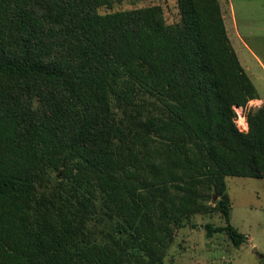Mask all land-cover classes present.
<instances>
[{"label": "trees", "instance_id": "1", "mask_svg": "<svg viewBox=\"0 0 264 264\" xmlns=\"http://www.w3.org/2000/svg\"><path fill=\"white\" fill-rule=\"evenodd\" d=\"M177 4L167 30L147 11L101 14L111 0H0V264H164L198 214L225 221L208 238L247 242L225 178L264 179V104L248 109L258 92L218 1ZM98 198L104 241L87 232Z\"/></svg>", "mask_w": 264, "mask_h": 264}, {"label": "rangeland", "instance_id": "2", "mask_svg": "<svg viewBox=\"0 0 264 264\" xmlns=\"http://www.w3.org/2000/svg\"><path fill=\"white\" fill-rule=\"evenodd\" d=\"M217 1L231 43L258 92L259 99L251 101L248 109L257 110L264 104V0ZM111 4V8H100V13L147 11L154 23L167 30L180 23L177 0H111ZM136 104L143 107L144 117H160L164 108L159 99L142 88H139ZM235 111L236 124L241 128L245 110L236 107ZM114 112L119 120L123 119L118 107H114ZM225 181L230 198L231 224L247 236V242L237 249L225 233L208 238L205 225L225 226L224 219L219 214L193 215L186 218L184 227L175 232L164 264H264V179L230 176ZM43 185L45 191L41 190L39 196L51 195L53 179L49 178ZM216 203V199L207 201L212 207ZM109 229L98 198L87 232L93 239L104 241Z\"/></svg>", "mask_w": 264, "mask_h": 264}, {"label": "bare ground", "instance_id": "3", "mask_svg": "<svg viewBox=\"0 0 264 264\" xmlns=\"http://www.w3.org/2000/svg\"><path fill=\"white\" fill-rule=\"evenodd\" d=\"M242 124H243V118H242Z\"/></svg>", "mask_w": 264, "mask_h": 264}]
</instances>
